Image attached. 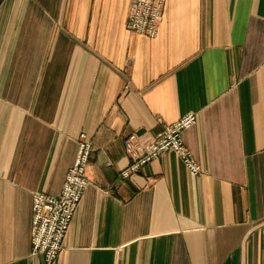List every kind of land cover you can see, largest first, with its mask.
<instances>
[{
	"label": "crops",
	"instance_id": "0c3cea01",
	"mask_svg": "<svg viewBox=\"0 0 264 264\" xmlns=\"http://www.w3.org/2000/svg\"><path fill=\"white\" fill-rule=\"evenodd\" d=\"M131 0H0V264L32 254L33 193L78 142L87 186L53 264H264V0H167L155 37ZM189 111L172 151L120 177L123 140Z\"/></svg>",
	"mask_w": 264,
	"mask_h": 264
},
{
	"label": "built area",
	"instance_id": "2783aa9c",
	"mask_svg": "<svg viewBox=\"0 0 264 264\" xmlns=\"http://www.w3.org/2000/svg\"><path fill=\"white\" fill-rule=\"evenodd\" d=\"M166 1L131 0L127 29L149 37L157 36L164 18ZM197 120V113L189 111L178 120L166 124L153 137L143 139L137 133L127 135L123 143L129 162L120 171V177H130L144 165L169 151L177 154L189 171L200 173L202 167L182 137L183 131L194 125ZM91 151L90 141L81 139L78 142L76 157L67 171L60 193L50 194L43 191L33 193L32 254L42 253L45 264H53L61 252L65 235L90 183L87 169Z\"/></svg>",
	"mask_w": 264,
	"mask_h": 264
}]
</instances>
